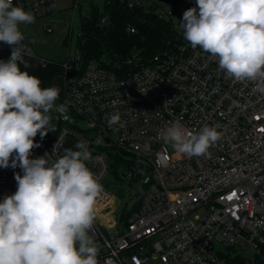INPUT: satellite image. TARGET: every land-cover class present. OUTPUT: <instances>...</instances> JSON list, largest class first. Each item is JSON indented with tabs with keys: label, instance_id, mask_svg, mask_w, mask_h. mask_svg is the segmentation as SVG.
<instances>
[{
	"label": "built area",
	"instance_id": "2783aa9c",
	"mask_svg": "<svg viewBox=\"0 0 264 264\" xmlns=\"http://www.w3.org/2000/svg\"><path fill=\"white\" fill-rule=\"evenodd\" d=\"M58 1L13 4L43 18L50 33ZM154 1L128 0V6ZM68 4V31L77 18L80 34L87 8L80 0ZM195 6L193 0L188 8ZM155 12L169 16L162 7ZM61 65L58 104L65 112L53 113L54 137L45 144L36 136L41 146L30 158L48 153L54 160L70 136L87 142L86 164L104 188L90 233L100 245V264H227L234 255L244 256V264H264V94L250 82L226 78L210 54L183 39L180 28L148 57L131 50L83 62L79 46L68 44ZM115 112L123 125L114 126L118 131L106 119ZM174 121L187 131L215 127L222 137L208 155L173 158L176 150L159 133ZM16 173L23 175L19 167L0 168V202L16 191ZM120 194L127 196L124 203ZM247 247L250 254L243 252Z\"/></svg>",
	"mask_w": 264,
	"mask_h": 264
},
{
	"label": "clouds",
	"instance_id": "9594fccd",
	"mask_svg": "<svg viewBox=\"0 0 264 264\" xmlns=\"http://www.w3.org/2000/svg\"><path fill=\"white\" fill-rule=\"evenodd\" d=\"M179 20L183 39L218 62L233 83L250 82L264 94V0H195ZM35 22L31 11L0 0V42L11 48L0 60V168L19 167L16 191L0 202V264H100V245L90 234L95 206L104 191L87 166L88 144L78 141L54 160L48 153L30 158L49 132L55 131L53 113L63 114L56 104L58 86L41 87L28 71L21 25ZM113 103H117L113 101ZM113 131L122 127L121 115L106 117ZM160 137L189 157L209 154L222 137L215 127L187 131L178 121L160 130ZM56 150V146L53 151Z\"/></svg>",
	"mask_w": 264,
	"mask_h": 264
},
{
	"label": "trees",
	"instance_id": "16d2710c",
	"mask_svg": "<svg viewBox=\"0 0 264 264\" xmlns=\"http://www.w3.org/2000/svg\"><path fill=\"white\" fill-rule=\"evenodd\" d=\"M181 0H156L146 5L128 6V0H84L88 13L80 18L79 30H76V46L82 52V60L102 58L114 54H127L131 50L139 51L144 57L153 55L170 38L175 26L169 16L155 12L164 2L179 3ZM107 15L106 22L100 18ZM41 18V17H40ZM43 19V18H42ZM128 26L134 27L131 32ZM72 33L63 39V44L71 43ZM32 75L41 80V87L53 86V79L62 72V61L39 59ZM55 131L41 140L47 143L54 137ZM124 218V215L121 216ZM126 217V216H125ZM227 264H244V256L229 257Z\"/></svg>",
	"mask_w": 264,
	"mask_h": 264
},
{
	"label": "crops",
	"instance_id": "0c3cea01",
	"mask_svg": "<svg viewBox=\"0 0 264 264\" xmlns=\"http://www.w3.org/2000/svg\"><path fill=\"white\" fill-rule=\"evenodd\" d=\"M61 9V8H60ZM59 9V10H60ZM26 11H31L29 8H25ZM53 12L49 16L50 23L53 26V31L50 32L49 34H46L44 30V21L43 19H39L40 17L36 16L32 11V13L35 16V22L30 24V25H21V31L23 32L25 36V41L24 43L31 49L32 51V44L34 42H38V39H42L44 43L40 46V48L37 49V54L39 56H42L44 59H49V60H56V61H63V59L66 57V53H62V51H59V43L63 42V39L65 36L68 34V15L71 13V9H65V11L62 12H68L67 16L64 17H57V13L59 12ZM56 13V14H55ZM63 19V20H62ZM62 22L66 23V25H63V30H57L54 32L55 28L58 29L59 25L62 24ZM11 54V48L4 44L3 42H0V60H7L10 57ZM25 60L28 62V68L24 69L23 65H21L22 70L28 71L31 75L34 71V69L37 66L38 60H37V55L32 52V55L25 56ZM58 78L59 81L61 82L62 86V94L59 96L62 98L63 96V84H62V76L61 74L57 75L53 79V86H55V79ZM55 82V83H54ZM73 141H75L73 139ZM78 141L76 140L75 143ZM68 148V147H67Z\"/></svg>",
	"mask_w": 264,
	"mask_h": 264
},
{
	"label": "rangeland",
	"instance_id": "374dc122",
	"mask_svg": "<svg viewBox=\"0 0 264 264\" xmlns=\"http://www.w3.org/2000/svg\"><path fill=\"white\" fill-rule=\"evenodd\" d=\"M99 1V0H98ZM193 0H181L179 3H172V2H164L162 4L163 6V9L166 11V12H169L170 13V17H171V21H172V24L175 26V29L179 28V20L182 19L183 17V13L185 10L188 9V5L192 2ZM58 4L60 6V10L59 12L57 13V17H64V16H67L68 15V12H62V11H65V9H69L72 7L71 4H68V0H59L58 1ZM80 4L82 5V7L84 9L87 8V5L85 4L84 0H80ZM56 14V13H55ZM78 14V12L76 11V15ZM69 16V15H68ZM68 18V17H67ZM42 20V18H39ZM63 20V19H62ZM77 24H78V20L77 18L75 19L74 21V26H73V32H72V36H71V43H70V46L72 48L76 47L75 43H76V27H77ZM63 25L65 26L66 23L62 22V24L59 25L58 29L55 28L54 32L57 31V30H63ZM46 34H49V33H46ZM44 43V41L42 39H38V42H34V44H32V52H34V54L37 55V58L39 59H44L42 58V56H39V54H37V49L40 48V46ZM59 51H62V53H66L67 51V45L63 44V42L59 43ZM65 59V58H64ZM63 59V61H64ZM56 82V83H55ZM55 86H58L60 88V94L59 96L62 94V86H61V82L59 81L58 78L55 79ZM60 100L61 98L59 97V99L56 101V104L60 103ZM70 113V112H69ZM71 114V113H70ZM79 123H81V126L83 128H85L87 125H86V122L83 121V120H78ZM73 139L75 141H73ZM76 142V139L73 137V136H70L68 137L63 146H62V154H63V151L65 148H73V150H77L75 149V143ZM179 156V153L177 151H174L171 153V157L175 158V157H178ZM135 186V185H134ZM133 193V192H132ZM120 197L121 199L123 200V203L126 201V198L127 196L123 195V194H120ZM136 200L135 197L131 198L130 200L127 201V204L128 206H131L133 204V202ZM196 212H201V210L199 211H196ZM216 248L224 251L225 248L223 246H221L219 243H216ZM243 252H245L246 254H250L251 250L249 247L245 248L243 250Z\"/></svg>",
	"mask_w": 264,
	"mask_h": 264
},
{
	"label": "water",
	"instance_id": "95a60500",
	"mask_svg": "<svg viewBox=\"0 0 264 264\" xmlns=\"http://www.w3.org/2000/svg\"><path fill=\"white\" fill-rule=\"evenodd\" d=\"M119 200H120V199H119V198H117L116 202H117V203H119Z\"/></svg>",
	"mask_w": 264,
	"mask_h": 264
}]
</instances>
